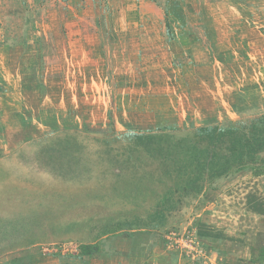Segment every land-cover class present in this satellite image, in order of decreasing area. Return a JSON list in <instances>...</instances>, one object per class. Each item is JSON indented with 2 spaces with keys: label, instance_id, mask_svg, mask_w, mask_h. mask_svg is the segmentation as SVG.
I'll return each instance as SVG.
<instances>
[{
  "label": "rangeland",
  "instance_id": "obj_1",
  "mask_svg": "<svg viewBox=\"0 0 264 264\" xmlns=\"http://www.w3.org/2000/svg\"><path fill=\"white\" fill-rule=\"evenodd\" d=\"M154 1L173 24L168 50L139 45L107 0H0V264H250L264 245L252 168L182 201L161 230L123 228L148 212L134 190L109 191L105 140L264 116V0Z\"/></svg>",
  "mask_w": 264,
  "mask_h": 264
},
{
  "label": "trees",
  "instance_id": "obj_2",
  "mask_svg": "<svg viewBox=\"0 0 264 264\" xmlns=\"http://www.w3.org/2000/svg\"><path fill=\"white\" fill-rule=\"evenodd\" d=\"M162 10L169 35L168 9ZM215 123L216 119L196 127L185 137L157 129L118 134L103 141L113 155V160L107 161L112 166L108 173L113 174L109 191L114 196L119 191L122 194L125 190H134L136 195L143 196L139 206L148 212L146 218L123 221L124 229L129 232L161 230L182 201L202 195L216 180L246 168H252L255 175L264 173L255 162L264 154V116L248 123ZM70 160L67 163L72 164ZM99 184L105 186L101 181ZM131 234L129 238L134 236ZM78 250V258L102 254L99 242L81 244ZM253 252L250 264H264V245Z\"/></svg>",
  "mask_w": 264,
  "mask_h": 264
},
{
  "label": "crops",
  "instance_id": "obj_3",
  "mask_svg": "<svg viewBox=\"0 0 264 264\" xmlns=\"http://www.w3.org/2000/svg\"><path fill=\"white\" fill-rule=\"evenodd\" d=\"M107 2V7H110V11H113L120 15L122 17V19L120 20L125 22V24L127 23L128 25H130L132 20L133 26L130 28L134 29L137 32H140L138 36L134 37V40H136L139 45L145 47L148 42L156 43L160 41L161 44H164L166 50H168V43L170 44L175 42L171 35H167L164 12L162 9L159 8V6H157V4H155V2L151 0H107ZM129 16L131 17V20ZM122 21H120V26L124 25L125 27V24H123ZM168 26L170 34L174 30L173 24L168 22ZM154 50L155 48L151 49L150 51L153 58L152 60H154L155 62H159L160 60H167L169 58L176 60V55L174 54V56L173 53H170V51L169 53L166 50H163L164 52H161L162 48H160L159 51ZM83 54L84 53H82V55ZM88 57H90L89 54ZM222 59L223 58L221 56L216 59V61L222 63ZM136 68L145 69L141 64H137ZM126 72H129V70H126ZM129 73H131V71ZM220 110L221 107H219L217 111ZM135 236L136 235L129 239H135Z\"/></svg>",
  "mask_w": 264,
  "mask_h": 264
}]
</instances>
